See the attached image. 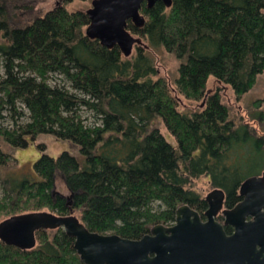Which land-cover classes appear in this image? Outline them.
Returning a JSON list of instances; mask_svg holds the SVG:
<instances>
[{"label":"trees","instance_id":"obj_1","mask_svg":"<svg viewBox=\"0 0 264 264\" xmlns=\"http://www.w3.org/2000/svg\"><path fill=\"white\" fill-rule=\"evenodd\" d=\"M23 0H0V216L70 208L91 230L137 238L154 223L174 220L182 203L205 206L190 182L205 175L232 193L264 170V134L235 120L210 75L239 97L264 70V0H172L141 5L145 17L127 28L141 38L131 54L85 34L89 17L63 0L44 14ZM163 47L178 61L177 90L202 101L178 107L148 49ZM259 105V100L254 101ZM88 110L93 120L83 112ZM257 118L264 120V111ZM159 122L171 132L170 141ZM70 140L57 156L40 134ZM34 141L33 173L3 174L11 153L4 145ZM60 175L71 196L55 190ZM36 245L0 240V264H85L62 227L36 231Z\"/></svg>","mask_w":264,"mask_h":264},{"label":"water","instance_id":"obj_2","mask_svg":"<svg viewBox=\"0 0 264 264\" xmlns=\"http://www.w3.org/2000/svg\"><path fill=\"white\" fill-rule=\"evenodd\" d=\"M156 1L166 6L172 2L91 0V6L85 10L89 17L85 34L107 47L118 45L124 55H129L134 45L143 41L129 31L128 20L137 27L143 25L142 3L150 7ZM247 190L264 192V174L246 177L241 182V192ZM72 195V192L64 195L69 206ZM222 198L221 188L215 187L208 193L207 221H201L195 209L182 203L175 209L173 224L154 223L137 238L91 230L73 208L67 213L49 209L23 211L0 219V240L29 249L36 245L38 229L62 227L74 237L73 246L85 264H222L237 239L236 234L225 235L221 225L213 220Z\"/></svg>","mask_w":264,"mask_h":264},{"label":"rangeland","instance_id":"obj_3","mask_svg":"<svg viewBox=\"0 0 264 264\" xmlns=\"http://www.w3.org/2000/svg\"><path fill=\"white\" fill-rule=\"evenodd\" d=\"M32 5V11H28L26 8L16 9V13L26 16L28 14L42 15L47 10L54 8L57 4L63 3V0H23ZM67 9H83L86 10L91 6V0H71L65 3ZM134 49V47H133ZM153 57V61L157 70L154 78L161 76L166 79L168 86L172 92L178 98V107L183 110H193L202 106V101L187 98L181 94L176 87L174 78L177 75L178 61L172 53L165 50L163 47L156 49H148ZM0 71L2 67L0 65ZM218 88L220 91L222 101L229 107V113L235 120H243L248 122L256 132L264 134V120L257 118L256 113L258 110L264 111V70L257 76L253 86L239 97H237L233 89L224 82L218 81L214 76L210 75L206 82V90L213 91ZM259 100V105H255L254 101ZM83 115H87V120H93L90 112L85 110ZM159 127L165 136L172 142H175L174 136L169 130L165 128L163 123L159 122ZM38 142L45 143V151L52 156H57L62 150L74 151V145L70 140L57 139L50 134H40ZM4 149L11 153L9 165L2 169L3 174L11 170V174L19 176L21 173H33V163L40 155V149L34 141H29L26 146L23 147H11L4 145ZM191 188L198 190L204 194L211 188V183L208 177L201 175L197 178H192L190 185ZM55 190L67 195V190L60 175L55 179ZM46 209V208H42ZM77 213V212H76ZM78 214V213H77ZM0 219L1 216H0Z\"/></svg>","mask_w":264,"mask_h":264},{"label":"flooded vegetation","instance_id":"obj_4","mask_svg":"<svg viewBox=\"0 0 264 264\" xmlns=\"http://www.w3.org/2000/svg\"><path fill=\"white\" fill-rule=\"evenodd\" d=\"M262 174H264V170L252 175ZM209 182L211 183L210 180ZM241 182L232 193L212 184L211 188L204 194L190 188L196 194L197 199L205 203L203 208L191 207L198 212L201 221H207L208 216L205 212L210 206L207 195L213 188H221L223 198L221 206L213 214V220L221 225L225 235H237L230 253L224 258L222 264H264V192L258 193L248 190L241 192ZM174 222L175 215L174 220L165 224L170 225Z\"/></svg>","mask_w":264,"mask_h":264}]
</instances>
